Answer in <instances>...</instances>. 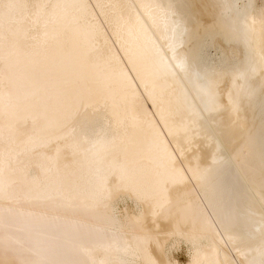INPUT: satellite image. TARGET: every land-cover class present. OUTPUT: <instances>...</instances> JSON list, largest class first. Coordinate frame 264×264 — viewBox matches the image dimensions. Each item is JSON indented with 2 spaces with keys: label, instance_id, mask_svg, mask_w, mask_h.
<instances>
[{
  "label": "bare ground",
  "instance_id": "6f19581e",
  "mask_svg": "<svg viewBox=\"0 0 264 264\" xmlns=\"http://www.w3.org/2000/svg\"><path fill=\"white\" fill-rule=\"evenodd\" d=\"M262 86L264 0H0V264H264Z\"/></svg>",
  "mask_w": 264,
  "mask_h": 264
},
{
  "label": "snow or ice",
  "instance_id": "6c2138e0",
  "mask_svg": "<svg viewBox=\"0 0 264 264\" xmlns=\"http://www.w3.org/2000/svg\"><path fill=\"white\" fill-rule=\"evenodd\" d=\"M5 7H9L8 5H5ZM264 87V86H262ZM233 110L234 111H238V104H233ZM177 151H180L179 146H177ZM169 158H172V154L168 153ZM131 195L133 196V198H140L141 194L139 192H137L136 190H134L131 186H125L124 184H118L116 187L111 188V189H105L104 192L102 193L103 199L105 200V202H114L116 200H118L121 196H128ZM159 207L162 206H158V210ZM169 264H175L174 261H170Z\"/></svg>",
  "mask_w": 264,
  "mask_h": 264
},
{
  "label": "rangeland",
  "instance_id": "374dc122",
  "mask_svg": "<svg viewBox=\"0 0 264 264\" xmlns=\"http://www.w3.org/2000/svg\"><path fill=\"white\" fill-rule=\"evenodd\" d=\"M182 256V255H181Z\"/></svg>",
  "mask_w": 264,
  "mask_h": 264
}]
</instances>
